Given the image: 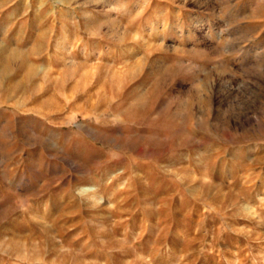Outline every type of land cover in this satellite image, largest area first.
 <instances>
[{"label":"rangeland","instance_id":"374dc122","mask_svg":"<svg viewBox=\"0 0 264 264\" xmlns=\"http://www.w3.org/2000/svg\"><path fill=\"white\" fill-rule=\"evenodd\" d=\"M0 264H264V0H0Z\"/></svg>","mask_w":264,"mask_h":264}]
</instances>
